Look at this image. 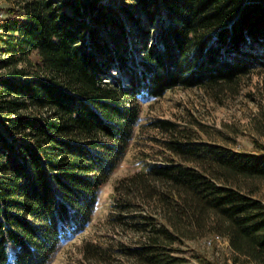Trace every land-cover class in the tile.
Instances as JSON below:
<instances>
[{
  "label": "trees",
  "instance_id": "trees-1",
  "mask_svg": "<svg viewBox=\"0 0 264 264\" xmlns=\"http://www.w3.org/2000/svg\"><path fill=\"white\" fill-rule=\"evenodd\" d=\"M15 2L0 15V264H48L90 224L142 101L264 66V0ZM167 149L172 161L117 184L111 220L137 238L112 252L185 264L189 242L222 237L264 264V147L230 155L183 131Z\"/></svg>",
  "mask_w": 264,
  "mask_h": 264
},
{
  "label": "rangeland",
  "instance_id": "rangeland-1",
  "mask_svg": "<svg viewBox=\"0 0 264 264\" xmlns=\"http://www.w3.org/2000/svg\"><path fill=\"white\" fill-rule=\"evenodd\" d=\"M15 1L0 0V15L7 16L6 10L15 7ZM165 121L176 129L165 126ZM183 131L194 133L201 143L224 148L230 155H257L264 147V66L227 87L176 88L159 99L142 101L126 154L100 189L90 224L63 241L48 264H140L128 253L112 252L117 246L126 250L135 244L130 239L137 238L124 229L125 224L111 220L115 188L126 177L172 161L174 155L167 149V142ZM257 189V197L264 201V183ZM88 246L106 248L108 256L104 260L99 251L88 252ZM183 249L185 264H201L200 253L207 254L215 264H252L244 258L236 259L229 241L222 237L189 242Z\"/></svg>",
  "mask_w": 264,
  "mask_h": 264
}]
</instances>
